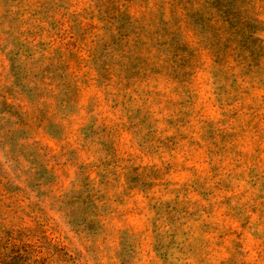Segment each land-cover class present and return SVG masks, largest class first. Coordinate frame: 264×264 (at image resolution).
Returning <instances> with one entry per match:
<instances>
[{"label":"rangeland","instance_id":"obj_1","mask_svg":"<svg viewBox=\"0 0 264 264\" xmlns=\"http://www.w3.org/2000/svg\"><path fill=\"white\" fill-rule=\"evenodd\" d=\"M4 244L264 264V0H0Z\"/></svg>","mask_w":264,"mask_h":264},{"label":"trees","instance_id":"obj_2","mask_svg":"<svg viewBox=\"0 0 264 264\" xmlns=\"http://www.w3.org/2000/svg\"><path fill=\"white\" fill-rule=\"evenodd\" d=\"M26 251L15 244H4L0 246V264H39L38 261H31L26 256Z\"/></svg>","mask_w":264,"mask_h":264}]
</instances>
